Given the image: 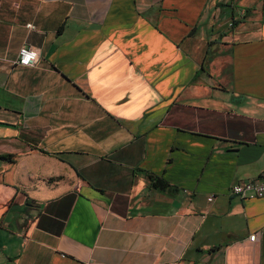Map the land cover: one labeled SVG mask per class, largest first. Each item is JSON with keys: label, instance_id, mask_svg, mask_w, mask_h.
<instances>
[{"label": "crops", "instance_id": "1", "mask_svg": "<svg viewBox=\"0 0 264 264\" xmlns=\"http://www.w3.org/2000/svg\"><path fill=\"white\" fill-rule=\"evenodd\" d=\"M263 172L264 0H0V264H264Z\"/></svg>", "mask_w": 264, "mask_h": 264}, {"label": "built area", "instance_id": "2", "mask_svg": "<svg viewBox=\"0 0 264 264\" xmlns=\"http://www.w3.org/2000/svg\"><path fill=\"white\" fill-rule=\"evenodd\" d=\"M27 27L30 29L35 28L32 24H28ZM39 58V51L37 49L23 46L19 51L16 64L22 67H34L38 64ZM229 192L232 196H237L241 199L264 198V172L256 179L232 185ZM209 200L212 201V197ZM255 240L256 235H251L250 241L254 242Z\"/></svg>", "mask_w": 264, "mask_h": 264}, {"label": "trees", "instance_id": "3", "mask_svg": "<svg viewBox=\"0 0 264 264\" xmlns=\"http://www.w3.org/2000/svg\"><path fill=\"white\" fill-rule=\"evenodd\" d=\"M4 158H9V159H11V158H12V156L4 157ZM150 178H151V180H152V179H153V176H152V175H150ZM158 184H159V182L157 181L156 185H158Z\"/></svg>", "mask_w": 264, "mask_h": 264}]
</instances>
